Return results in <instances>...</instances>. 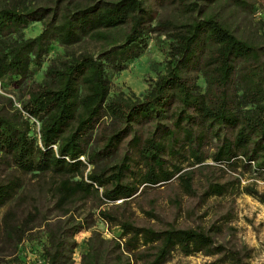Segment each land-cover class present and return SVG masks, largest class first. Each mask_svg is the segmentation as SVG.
<instances>
[{
  "label": "trees",
  "instance_id": "trees-1",
  "mask_svg": "<svg viewBox=\"0 0 264 264\" xmlns=\"http://www.w3.org/2000/svg\"><path fill=\"white\" fill-rule=\"evenodd\" d=\"M157 1L171 4L182 19L153 24ZM253 1L0 0V83L24 96L16 105L0 91V165L10 168L0 178V206L23 174L49 176L59 213L41 214L42 264H74L73 235L90 223L86 214L74 217L71 206L88 197L106 202L97 214L120 232L103 237L91 228L77 264H161L174 249L215 255L212 264H248L250 247L214 240L219 225L138 224L115 201L128 202L142 183L175 178L179 190L202 201L238 191L264 206V190L253 181L218 180L208 171L194 176L209 167L205 157L220 170L264 169V32L256 38L234 23ZM37 20L41 29L25 36L22 28ZM155 28L169 38L160 45L163 71L140 95H109L106 65L124 68ZM84 37L99 42L95 52L55 51L41 80L31 78L52 41L69 45ZM30 118L39 122L36 133ZM113 154L112 162L98 163ZM86 163L92 167L84 173ZM171 202L179 206L177 195ZM12 213L5 211L1 231L17 236L16 247L28 227Z\"/></svg>",
  "mask_w": 264,
  "mask_h": 264
},
{
  "label": "rangeland",
  "instance_id": "rangeland-1",
  "mask_svg": "<svg viewBox=\"0 0 264 264\" xmlns=\"http://www.w3.org/2000/svg\"><path fill=\"white\" fill-rule=\"evenodd\" d=\"M238 18L234 20L239 28L245 33H252L256 38L264 32V0H254L251 8L246 11H239ZM161 17L182 19V16L168 2L154 3V19L152 23ZM41 29L40 21L30 22L22 28L25 36L34 35ZM169 39L165 34L159 32L157 28L150 30L146 34V46L140 57H135L127 65L117 71L106 65V73L109 79V95L118 90L126 95L130 92L140 95L153 81L159 72L163 71V52L160 49L163 41ZM99 47V42L84 37L82 40L62 45L56 41L51 42L50 51L43 56L40 67L36 68L31 78L41 80L42 69L48 63L49 58L55 51L65 54L72 51L89 50L95 52ZM199 90L204 88V80L199 74L196 77ZM0 91L6 93L14 99L16 105L24 97L21 88L0 83ZM32 131H38L39 122L30 118ZM115 155L101 159L98 163L112 162ZM203 163L209 167L196 170L195 178H201L207 171L218 180H229L239 177L240 183L253 181L255 186L264 190V169L242 170L241 167L233 169L223 168L220 170L217 164L209 157H205ZM186 167H195L197 163ZM220 165V164H218ZM92 167L86 163L84 173ZM198 167V166H196ZM10 171L9 167L0 165V178ZM14 173L19 174L18 171ZM7 175V174H6ZM23 183L17 189L12 199L0 206V264H42L44 259L41 241H45L43 225L41 224V214L53 217L59 213L53 205V193L48 175L41 179L31 173L23 174ZM177 195L179 206L176 207L171 198ZM120 204V211L128 215L138 224H151L155 227H162L168 224L186 226L200 225L208 227L210 223L219 225V231L213 232L216 242H222L225 246L245 244L250 247V258L248 264H264V206L250 195L233 191L220 196L208 197L205 201L197 196L183 193L176 185L175 178L163 183L153 185L142 183L139 185L135 195L128 202L117 199ZM106 202H100L97 198L88 197L78 201L71 206V213L74 217L86 214L90 223L88 228H81L74 235L76 244L72 251L73 263L77 264L79 256L86 249V237L91 228L100 231L103 237L118 236L120 229L118 226H109L99 215L97 209L105 207ZM12 210L14 222L27 226L20 236L18 245L14 247L17 236L8 239L1 231L2 217L7 209ZM150 209L153 215H149L144 210ZM22 225V226H23ZM24 227V226H23ZM211 230L210 232H212ZM215 255H207L201 252L182 254L174 249L168 258L161 264H212ZM222 264H230L228 262Z\"/></svg>",
  "mask_w": 264,
  "mask_h": 264
},
{
  "label": "crops",
  "instance_id": "crops-1",
  "mask_svg": "<svg viewBox=\"0 0 264 264\" xmlns=\"http://www.w3.org/2000/svg\"><path fill=\"white\" fill-rule=\"evenodd\" d=\"M144 51V50H143ZM142 55V53H140L139 55H138V57H140Z\"/></svg>",
  "mask_w": 264,
  "mask_h": 264
},
{
  "label": "built area",
  "instance_id": "built-area-1",
  "mask_svg": "<svg viewBox=\"0 0 264 264\" xmlns=\"http://www.w3.org/2000/svg\"><path fill=\"white\" fill-rule=\"evenodd\" d=\"M34 119V118H33ZM35 120V119H34ZM37 121V120H36Z\"/></svg>",
  "mask_w": 264,
  "mask_h": 264
}]
</instances>
